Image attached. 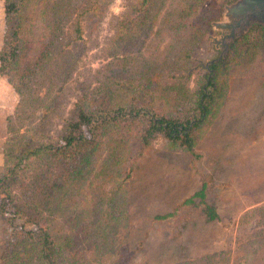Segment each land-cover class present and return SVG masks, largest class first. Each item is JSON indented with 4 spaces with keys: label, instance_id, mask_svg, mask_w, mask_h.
I'll return each mask as SVG.
<instances>
[{
    "label": "rangeland",
    "instance_id": "obj_1",
    "mask_svg": "<svg viewBox=\"0 0 264 264\" xmlns=\"http://www.w3.org/2000/svg\"><path fill=\"white\" fill-rule=\"evenodd\" d=\"M44 1L27 2L30 23L40 20L37 11ZM234 1L152 0L151 6L142 7L141 0H73L63 26L61 53L54 56L49 70L53 76L48 72L39 91L49 112L42 115L41 109L32 112L19 107L13 88L0 77L1 180L12 164L6 161L10 149L19 155L22 147L31 150L58 141L77 97L86 88L92 90L93 100L106 93L113 104L151 106L170 115L174 109L187 110L182 102L191 98L200 76L216 75L218 111L198 132L193 150L172 149L162 139L154 140L119 188L113 180L123 178L122 168L109 171L104 162L114 152L120 158H114L112 165L121 157L135 156L138 146L134 139L126 144L114 130L102 131L92 160L105 173L95 169L74 190L68 188L71 195L61 194L67 211L58 212L50 227L60 243L71 238L72 260L112 264L121 256L125 264H239L246 258L247 264H264V247L258 241L264 238L263 27L253 25L246 43L233 46L237 40L231 42L217 62L219 68L208 64L222 56L219 43L210 38L221 36L211 23L221 20L224 7ZM3 5L0 0V48ZM181 52H186V59ZM181 83L186 93L178 89ZM107 88L110 91L104 92ZM21 165L18 172L25 176L10 186V199L23 210L35 209L27 203L33 187H28L30 179ZM203 180L209 182L206 202L219 217L213 223L205 222L198 205H183ZM94 201L98 213L93 215ZM122 202L128 226L117 231L120 251L99 258L90 248L91 218L119 209ZM4 203L13 217L14 208L0 191V205ZM175 210L170 220L154 219ZM5 214L0 213V264H8L9 248L15 246L11 230L16 220L8 221Z\"/></svg>",
    "mask_w": 264,
    "mask_h": 264
},
{
    "label": "trees",
    "instance_id": "obj_2",
    "mask_svg": "<svg viewBox=\"0 0 264 264\" xmlns=\"http://www.w3.org/2000/svg\"><path fill=\"white\" fill-rule=\"evenodd\" d=\"M27 2L30 0H4V34L0 48V77L5 78L13 88L19 99V107L32 108V112L41 109V114L45 115L49 112L50 107L46 104L45 97L39 96V91L44 87L47 76H53L52 71L49 70L53 64L54 56L61 53L59 50L64 39L63 26L66 24L73 0H57L55 2L45 0L44 6L37 11L41 18L33 24L29 22L25 12L28 7ZM49 2H51L50 6ZM199 2L201 4V0H195L196 4ZM147 3L151 6L152 0H141L142 7ZM37 4L40 5V3ZM207 27L210 28L209 25ZM257 27L261 26L257 25ZM36 29L41 32L36 33ZM198 29L200 30V28ZM76 31L78 32L79 28ZM252 31L251 29L248 34ZM248 34L238 38L232 45L246 43ZM193 38L195 39V36ZM262 43L259 41L258 46H261ZM181 56L186 59V52H181ZM217 65L214 63L210 68L217 69L219 68ZM215 82L216 75L211 76V73H204L199 77L191 98L182 102L187 105V110L174 109L170 115L151 106L135 103L113 104L110 101L112 99H109L106 93L97 100H93L92 90L86 88V91L77 97L71 116L65 120L59 133L58 141L40 145L31 150L22 147L19 155L13 154V150L10 149L6 153V161H11L12 164L10 168L7 167V174L0 180V191L9 198V203L14 208V218L7 214L10 210L6 207L8 205L6 203L0 205V213L2 215L6 213L5 215L9 216V218L6 217L8 221L12 218L16 220L15 229L11 230V235L15 238V246L9 245L12 258L7 263L29 264L34 260L36 264H82L72 260L70 249L74 243L71 238L66 237L62 241L63 243H60L50 227L56 214L58 212L63 214L66 210L62 206V202L66 201L59 199L61 194L65 196L68 193V188L74 190L95 169L100 175L105 173L104 170L99 171L96 167L97 162L92 160L97 139L102 131L114 130L115 135L120 136V140L127 144L129 140L134 139L138 146L133 151L135 156L121 157L119 162L112 165L110 163L114 158L115 160L120 158L116 157L117 154L114 152L110 153L104 162L109 171L116 166L122 168L123 178L119 181L113 180L119 188L129 179L137 157L151 146L154 140L160 138L172 149H181L186 152L193 150L198 132L218 111L217 82ZM177 87L180 91L187 90V87L182 83ZM109 91L110 89L107 88L104 92ZM182 107L184 106L180 105V108ZM129 136L131 139L128 138ZM30 139L29 141H31ZM22 163L27 170L24 173L30 179L28 187H33V194L29 196L27 203L29 206H34L35 209L23 210L13 204L10 199V186L15 184L18 177L25 176L18 172ZM101 181H105L104 178H101ZM208 186L209 182L203 180L199 189L186 199L183 205H198L205 222L213 223L218 221L219 217L216 208L206 202ZM79 187L80 185L77 188ZM67 195L69 196L71 193ZM96 205L97 202L94 201L91 210L93 215L98 213ZM124 206L122 202L118 205L119 209H112L105 216L101 212V217L91 218L90 224L93 229L90 228V232H88L91 236L90 248L97 257L102 258L107 254H114V252L118 254L120 251L117 231L121 226H128V217ZM175 212L176 210L169 214L155 216L154 219L158 221L170 220L174 217ZM26 214L28 216L24 217ZM33 216L39 219L37 220ZM102 218L103 220H101ZM97 222L98 224H96ZM258 241L264 247V238ZM16 255L17 259L15 260ZM22 256L23 258H21ZM262 256L264 259V252ZM69 260H72L73 263ZM247 262L248 259L245 258L239 264H247ZM112 264H125V261L119 256Z\"/></svg>",
    "mask_w": 264,
    "mask_h": 264
},
{
    "label": "water",
    "instance_id": "obj_3",
    "mask_svg": "<svg viewBox=\"0 0 264 264\" xmlns=\"http://www.w3.org/2000/svg\"><path fill=\"white\" fill-rule=\"evenodd\" d=\"M253 25H260L264 29V0H235L225 6L221 20L211 23L213 31L221 36L210 37L215 44L222 45V56L208 64L217 63L223 58L228 45L244 36Z\"/></svg>",
    "mask_w": 264,
    "mask_h": 264
},
{
    "label": "flooded vegetation",
    "instance_id": "obj_4",
    "mask_svg": "<svg viewBox=\"0 0 264 264\" xmlns=\"http://www.w3.org/2000/svg\"><path fill=\"white\" fill-rule=\"evenodd\" d=\"M218 45H220V48L222 47V45H221V44H218Z\"/></svg>",
    "mask_w": 264,
    "mask_h": 264
}]
</instances>
